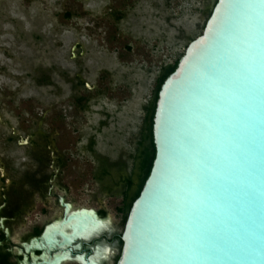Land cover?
<instances>
[{
	"label": "rangeland",
	"instance_id": "rangeland-1",
	"mask_svg": "<svg viewBox=\"0 0 264 264\" xmlns=\"http://www.w3.org/2000/svg\"><path fill=\"white\" fill-rule=\"evenodd\" d=\"M216 1L0 0V174L25 188L50 180L122 231L160 76Z\"/></svg>",
	"mask_w": 264,
	"mask_h": 264
},
{
	"label": "water",
	"instance_id": "water-1",
	"mask_svg": "<svg viewBox=\"0 0 264 264\" xmlns=\"http://www.w3.org/2000/svg\"><path fill=\"white\" fill-rule=\"evenodd\" d=\"M153 141L117 264H264V0L215 2L159 91Z\"/></svg>",
	"mask_w": 264,
	"mask_h": 264
},
{
	"label": "flooded vegetation",
	"instance_id": "flooded-vegetation-1",
	"mask_svg": "<svg viewBox=\"0 0 264 264\" xmlns=\"http://www.w3.org/2000/svg\"><path fill=\"white\" fill-rule=\"evenodd\" d=\"M0 183V264H85V255L87 262L95 257L102 264H110L119 252L118 263L133 203L129 194L123 200L122 210L128 212L122 231L121 221L109 215L105 207H87L101 219L91 218L90 227L96 226V231L104 228L85 239L80 210L86 206L68 201L61 187L50 180L48 186H18L5 170L1 171ZM105 249L108 254L104 256Z\"/></svg>",
	"mask_w": 264,
	"mask_h": 264
},
{
	"label": "trees",
	"instance_id": "trees-1",
	"mask_svg": "<svg viewBox=\"0 0 264 264\" xmlns=\"http://www.w3.org/2000/svg\"><path fill=\"white\" fill-rule=\"evenodd\" d=\"M179 61L176 62L174 65H170L169 67L164 69L162 75L160 76L159 85L155 93V96L153 98V101L150 104V106L147 108V114H146L145 126H144V137L140 145L141 146L140 147L141 148V163H140L141 180H140L138 189L134 193L133 200H135L139 196L141 189L147 177L149 176V173L151 171L153 161L155 158L156 151H155V145L153 141V120H154V114H155L156 107H157L159 91L163 83L165 82V80L169 77V75L172 74L176 70L179 64ZM132 183L133 181L129 180V187L132 186Z\"/></svg>",
	"mask_w": 264,
	"mask_h": 264
},
{
	"label": "bare ground",
	"instance_id": "bare-ground-1",
	"mask_svg": "<svg viewBox=\"0 0 264 264\" xmlns=\"http://www.w3.org/2000/svg\"><path fill=\"white\" fill-rule=\"evenodd\" d=\"M102 228H104V227H102ZM101 228V229H102ZM99 229V228H98ZM101 229L99 230V231H101ZM98 230L96 231V232H99ZM99 234V233H98ZM108 254V251L105 249V252L103 253V255L105 256V255H107Z\"/></svg>",
	"mask_w": 264,
	"mask_h": 264
}]
</instances>
